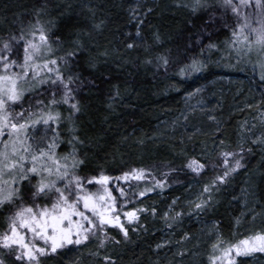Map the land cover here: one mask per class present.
I'll return each mask as SVG.
<instances>
[{"label": "trees", "instance_id": "1", "mask_svg": "<svg viewBox=\"0 0 264 264\" xmlns=\"http://www.w3.org/2000/svg\"><path fill=\"white\" fill-rule=\"evenodd\" d=\"M182 1L60 0L56 3V0H0V37L19 34L23 26L36 19L38 10H42L41 18L55 28L53 38L59 37L62 47L71 50L75 48L76 41L82 44L77 55L78 68L74 64V68L81 71V80L76 86L83 89L79 99L82 112L71 120L64 117L66 113L60 112L67 124L62 125L61 118L59 125L52 121L45 131H42L45 127L43 122L38 123L37 130L31 132L33 135H27L31 143L40 140L39 147L43 149L59 130L56 144L57 139L61 145L70 141L66 153L72 150L73 143L77 146L82 141L86 147L78 145L77 155L83 158V167L89 170L100 166L113 177H119L131 165L174 161L176 165H181L191 157L205 162L209 157V148L219 139L228 142L230 149H235L232 139L237 113H228L225 109L217 112L218 125L212 133L204 131L205 124L200 120L201 132L200 129L191 131L187 125V130L170 134L163 144L153 145L147 141V137L155 133L161 123L173 122V118L179 116L187 92L211 83L215 73L233 75L231 81L251 86L256 90L258 106L264 104V72L258 78L255 76L258 71L252 62L233 69L227 58H221L222 50L226 51L225 44H231V37L221 29L224 25L221 20L225 18L213 9L193 11L182 8L178 5ZM52 8L55 11L49 15L47 12ZM97 23L101 25L99 28L95 26ZM156 34L159 35L158 40L154 38ZM223 41L226 43L223 44ZM129 44L134 46L129 47ZM164 50L171 51L166 55ZM152 54L179 60L182 67L186 62L191 63L192 60L187 57L193 55L203 63V67L197 75L186 80L169 72V68L174 67L175 71L181 68L175 67V61L167 67L159 61L160 68L155 71L150 69L145 61ZM189 119L198 124L199 120ZM212 125L208 123V126ZM73 137H79V140L71 142ZM170 148L173 150L169 151ZM164 152L165 156L162 155ZM249 153L254 155L251 165L258 163L262 171L263 163H259L256 153ZM238 176L228 183L229 189L216 194L219 200L209 212V222L204 224L206 229L215 219L219 230L226 234L232 216L237 212L240 215L237 202L229 201L237 196ZM262 186L263 182L259 181V197L264 194ZM116 193L113 189V194ZM2 209L3 206H0V228L4 225ZM109 232L116 236L114 232ZM115 238L121 241L110 248L115 257L113 264H147L151 260L152 237L141 235L132 238L130 243ZM89 248L95 251L93 242L85 247H70L54 256L43 257L40 264H104L99 258L92 257L93 251ZM6 264L21 262L8 259ZM256 264H261V260Z\"/></svg>", "mask_w": 264, "mask_h": 264}, {"label": "snow or ice", "instance_id": "2", "mask_svg": "<svg viewBox=\"0 0 264 264\" xmlns=\"http://www.w3.org/2000/svg\"><path fill=\"white\" fill-rule=\"evenodd\" d=\"M249 3L250 0H239L238 3L236 0H219V7L225 15L231 9L232 15L236 17L231 46L240 51L247 49L249 54L253 49L258 54H264V0H256L257 10L254 13L242 10L247 9ZM188 6L196 11L201 7H208L209 4L208 0H192ZM41 12L42 10H38L36 19L23 26L19 34L0 37V136H8L0 146V206H15L14 211L7 217V227L0 231V248L14 251L21 264H40L42 256L56 253L65 245H81L93 237L99 238L100 248L105 247L109 240L119 243L106 230L108 225L118 226L127 239L129 229L125 222L131 225L139 220L141 212H148L149 209L142 205L129 207L131 202L139 203L137 193L131 186L127 191L124 187L116 186L118 196L123 198L122 203L118 201L110 182L123 180L135 182L138 186L139 182L147 184L151 179L153 187H144L138 192L139 197H144L154 187H166L168 173L175 171L169 168L163 174L165 179H157L151 169L144 167L124 171L119 177L107 175L101 170L98 175L86 178L77 172L83 161L77 155L74 143L69 153L62 156L56 153L58 133L54 134L43 149L39 147L42 142L40 140L35 144L28 142L27 131L30 125L43 122L50 127L52 121L59 124L61 113L54 110L58 103H68L73 112L80 111L79 101L75 100L76 89L73 87L79 77L75 73L65 75V68L79 54L82 44L76 41L75 48L63 55H56L59 49L54 45L60 42V38L52 40L51 29L41 19ZM95 26L99 28L101 25L97 23ZM139 34L138 29L137 35ZM154 38L158 40L159 35L156 34ZM157 60L165 67L169 64L166 56L159 55ZM201 67L203 63L193 58L190 64L181 69V73L199 71ZM43 84H49L54 89L46 111L41 108L37 112H29L25 117L23 110H11L17 102H22L26 93ZM58 87L62 88L59 100L56 98ZM37 103L44 104L43 101ZM78 140L79 137H73L71 142ZM256 142L264 143V137H257ZM242 144L243 142L240 147L230 150L224 141L220 142L217 160H222V165L213 161L212 166L222 167L224 171L203 185L198 199L188 202L189 212L199 215L210 207L214 193L219 191L237 169L243 167L245 149ZM213 147L217 145L214 144ZM247 151L250 152L251 149ZM185 167L196 174H202L208 165L192 157ZM86 179L89 185L96 183L100 188L95 193L88 191L85 188ZM129 195L132 197L131 201ZM39 200H50L51 203H38ZM175 202L174 200L173 205ZM81 203L84 210L80 208ZM173 205H169L170 211L173 210ZM124 208L128 210L122 211ZM157 211L156 208L151 209L153 215ZM182 215V212H175L173 216H169V212L164 213L166 219L172 220ZM187 235L186 233L185 236ZM211 248L210 264H236V258L240 255L264 252V229L235 242L225 241L218 235ZM104 260L110 262L112 258L104 256ZM0 264H6V261L0 258Z\"/></svg>", "mask_w": 264, "mask_h": 264}, {"label": "rangeland", "instance_id": "3", "mask_svg": "<svg viewBox=\"0 0 264 264\" xmlns=\"http://www.w3.org/2000/svg\"><path fill=\"white\" fill-rule=\"evenodd\" d=\"M60 0H56V3L59 2ZM236 2L238 3L239 0H236ZM192 0H184L182 2H179V6H183L182 8H186L189 9L191 7H189L188 5H191ZM208 7H201L198 10H202V9H206V10H216L218 11L221 15L222 18L224 17V20H221V22H223V28H221L223 30V32H227L228 35L231 37L230 40H232V33H233V29L236 26V17L232 15L231 13V9L228 10L227 14L225 15L223 12V9H221L219 7V0H208ZM212 5L214 6V8L212 7ZM218 8H217V7ZM222 10V11H221ZM242 10H246L249 13H254L257 9H256V0H250V3L248 5L247 9H242ZM55 11L54 8L50 9L47 13H49V15L53 14V12ZM42 19V18H41ZM43 21L47 22L46 26L48 28L51 29V38H53V34L55 33V28L49 24L48 20L46 19H42ZM49 20L51 21L50 17ZM52 22V21H51ZM254 38V37H253ZM56 38H53V41H55ZM61 42V41H60ZM55 44L54 47L58 48L59 50L55 53L56 55H63L65 52L69 51L67 48L62 47L61 43ZM226 43L223 41V44ZM228 46V47H227ZM227 47V48H226ZM224 50H222L221 52V58L226 59L227 58V62H229V65H231V68L233 69H238L239 65H244V63H248L251 64V62L253 63V66L255 65L256 70L258 72H255V76H257L258 78L261 76L260 73L264 72V67H262V63H264V54H258L257 51L255 49L252 50L251 54L248 53L247 49H244L243 51L238 50V48H233L231 46V44H225L224 46ZM171 50H169L170 52ZM164 52L167 54H169V52L167 50H164ZM157 56L158 55H154L152 54V56L150 55L149 57L146 58V63L145 65L149 66L150 69H152L153 71H155L156 69H158V67L160 68V62L159 60H157ZM20 57L22 59L23 57V45H20ZM168 57V56H166ZM169 58V63L172 64L171 61H175L174 58L172 57H168ZM193 57L189 56L187 57L188 60H192ZM78 57L76 56L75 58H73L71 60V62L69 63V65L65 68V75H69L72 73H75L79 79L76 80V82L73 84V87L76 89V96H75V100L79 101V105H80V93L83 91V89L77 87L79 85V81L81 80V71L78 70ZM179 60L175 61L176 65L175 67H181L179 69H177L176 71L173 68H169V72L175 74V76L179 77V78H183L186 80H189L191 78H193L195 75L198 74V72L200 71H192L189 70L187 72V74H182L181 73V69L183 68L182 64H180V62L178 63ZM178 63V64H177ZM188 62H186L187 64ZM74 64H77V68H74ZM162 64V63H161ZM185 64V65H186ZM164 65V64H162ZM174 65V64H173ZM188 65V64H187ZM74 70V71H73ZM261 78V77H260ZM233 79V75H222V74H217L215 73V75L212 78L211 83L208 82L207 84H202L196 88H194L191 91L187 92V96L183 97V101L181 104V108H180V113L179 116L173 118L174 121L170 122V123H161V125H157V130L155 133H153L151 136L147 137V141L148 142H152L153 145L154 144H163L165 143V141L167 140L166 138L168 136H170V134L177 132V131H182L187 130L186 127H190L191 131L192 130H199L201 124H200V120L204 122L205 130H208L212 133L214 129V127L217 124V121L219 119V117L217 116V112L222 111L223 109H225L228 113H231L232 111H236L235 113H237L236 117L234 118V133L233 134V139H232V145L237 148L241 146V142H243L242 146L245 149L244 152V159L242 160V165L243 167L240 169H237L236 172H234L230 178L220 187L219 191H216L214 194V199L211 203L212 206H210L213 209V205L214 203H216L219 199H216V194L220 193V192H225L226 189H229L228 183L232 180V178L235 176H238V193L237 196L231 197V199H229V201L231 202H237L238 208H240V215L237 212V214L235 216H232L231 218V223H230V229L228 230V232L225 234L222 231L219 230L218 226V222H215V219L212 220V223H209L210 227L208 226V230L211 234L212 232V237L209 238L210 243L208 244V247L206 249H204L203 252L207 253V256H209L212 252V248L211 245L213 244L214 241H216L217 236H221L225 241H231V242H235L239 239H242L244 236L249 235L250 233H253L255 231H259L264 229V194L262 195V197L258 196L257 193V187H258V182L261 181L263 182V191H264V143H259L256 142V138L257 137H264V104H262V106H258L257 102V98L256 95V90L254 88H252L251 86H246L244 83H240V82H233L231 81ZM76 83L77 86H76ZM53 88L49 85V84H43L40 85L39 87H37L34 91L26 93L25 96L23 97L22 102H17L16 106L11 109L14 112H20V111H24V116L27 117L29 112H37L38 109L43 108L45 111L47 110L46 105L48 104V101H50L52 99V92H53ZM57 91V100L60 99V95L62 94V88L58 87L56 89ZM38 101H43L44 104L41 105L39 103H37ZM81 107V105H80ZM55 111H59L61 113H66V115L64 116L65 118L67 117L68 120H71L72 118H75L79 112H73V110L71 109L70 105L68 103H58L54 109ZM70 113H72V115L70 116ZM38 114V113H37ZM62 116V125L63 124H67L66 121H63V115ZM188 118H195V120H199L197 121L198 124H195L194 120H190L188 121ZM33 119H35V117H33ZM55 122V121H54ZM208 123H212V126H208ZM37 125L32 126L30 125L27 131V135L28 133L32 134V131H36L37 130ZM59 125V124H57ZM188 125V126H187ZM45 127H42V131H45L48 128V125H44ZM209 128V129H208ZM203 130H199V132H201ZM61 132V131H56ZM62 132H64V130H62ZM70 132V131H68ZM209 132V133H210ZM33 135V134H32ZM8 136L7 134L0 136V146H2V143L4 140H7ZM166 139V140H165ZM58 143L56 144V148L55 151L58 155H64L66 154V150L69 149V142L63 143V145H61V141H59L57 139ZM222 140L219 139V141H217L215 143V145H217V147H213V145L209 148L210 151L208 152L209 157L207 158L209 160V162L211 164L208 165L207 168H209V171H203L202 174H196L194 173L191 169H188L185 167L187 161L189 159H187L185 161V163H181V165H176L177 162H170V163H148V164H142L141 166H134L131 165V167H127L126 169H124L122 171V173L124 171L130 170L132 168H140V167H144V168H148L152 170V173H157L154 174L156 176L157 179H161V173L164 172V170H166V167H169L171 169H174L175 171L168 173V175H173V173H177L179 172V167H182L183 170H185L184 168H186V172H190L192 175H194V178L198 181V183H200V185L203 183H207L208 179H211L213 177H215L218 174H222L224 169L222 167H216L214 168L213 165V161H215L217 164H221L222 165V160H217V156H218V152H219V145L220 142ZM30 139H29V141ZM150 142V143H151ZM226 142V141H225ZM79 146L82 145L84 147H86L85 145H83V143H79ZM78 145L75 146V148L78 150ZM225 145L228 147V142L225 143ZM230 145V144H229ZM229 148V147H228ZM251 149L250 152H255L256 156L258 157L259 163H263V167H262V171L260 169V165L257 163V165H251L252 161L254 159V155L250 154L249 151H247L248 149ZM71 149V147H70ZM230 149V148H229ZM173 150L172 148L169 149V151ZM232 150V149H230ZM168 151V152H169ZM70 152V150L68 151ZM79 155V154H78ZM165 156V152L164 154H162ZM80 158V155H79ZM192 158V157H191ZM81 160L83 159L82 157L80 158ZM185 164V165H184ZM83 163L80 165L79 169L77 170L78 174L81 176H84L86 178H90L92 175H98L101 170H103L105 172V174L110 175L109 173H107L105 171L104 168H101L100 166H97L94 169H85L83 167ZM168 170V169H167ZM121 173V174H122ZM112 176V175H111ZM173 176H178V174H174ZM180 178V177H179ZM182 178H184V176H182ZM165 179V178H162ZM120 181V182H119ZM179 181V180H178ZM177 179H167V186L170 185H175L178 183ZM120 183L122 184V186H120ZM151 183V184H150ZM133 184L135 185V192L138 194V192L140 190H142L144 187H153V182L151 179L148 180V183L145 184L144 182H139V185L137 186L135 182H125L123 180H113L112 181V188L115 189L118 193V189H117V185H119V187H124L125 190L127 191V189L129 188V186ZM202 184V185H203ZM165 187V188H166ZM85 188L88 189V191L91 192H96L100 186L96 183H92L91 185H89L87 183V179L85 180ZM191 188V187H190ZM154 189V188H153ZM190 192H192L191 189H189ZM201 190H199L200 192ZM195 193H197L195 196L199 197V192L193 191ZM187 193V194H188ZM186 196V195H185ZM187 197V196H186ZM74 198V197H73ZM123 199H118V201H120L122 203ZM28 202H31L30 200ZM38 203H48L50 204L51 201L50 200H39L37 201ZM189 200H187V202H185V204H189L188 203ZM222 202V199H221ZM130 206V205H129ZM2 208V206H1ZM15 206L14 205H10V204H5L3 205V209H2V217H4V225H2V227L0 228V231H3L6 227H7V217L14 211ZM80 208L81 210L83 209V204H80ZM128 210V208H124L122 209V211H126ZM183 215L181 216L182 219H185L188 215L193 214L192 212H182ZM195 215V214H194ZM192 215V216H194ZM237 221H239V223H237ZM206 225V224H205ZM108 227V226H107ZM213 227V229H212ZM115 229H113L112 231H114ZM117 230H119V233L121 236L124 235L122 233V231L117 228ZM206 232V228L204 229ZM31 234H29L30 236ZM208 236L204 235V239L203 240H207ZM118 238L121 239L118 235ZM122 238V239H123ZM125 239V238H124ZM200 241V240H199ZM39 243L43 244L42 241H38ZM89 242H93V244L95 245V247H99V238L93 237L90 238L89 241L83 242L81 245H75V244H71V245H65L64 248L58 249L57 252L68 249L70 247L73 248H79L86 246ZM111 240L106 242V246L103 247L104 251L102 250V253L106 256H112V250L108 247L110 245ZM116 244V243H113ZM108 247L109 251L106 250V248ZM91 248H89L88 250H90ZM93 251V249H91ZM56 253H49L43 257H49L51 255H56ZM199 252H202L201 248L199 249ZM200 253L197 255L196 252H194V254L196 255V257L198 256H205L204 254ZM253 254H255L256 256H261L262 260H261V264H264V252H260V251H256ZM90 255V254H88ZM241 256V255H240ZM104 256L101 255V259ZM254 256H252L251 254L247 256V262L249 263L248 260H250L251 258H253ZM0 258H3L5 261L8 259H13V261H17L20 262L16 259V255L15 252L12 251L10 252L8 249H4V248H0ZM240 260V259H239ZM104 264H110V262H106L105 260H103ZM26 264V262H25ZM169 264H171L169 262ZM174 264V263H172ZM236 264H238L237 260H236ZM250 264H256L254 262V258L252 259V263Z\"/></svg>", "mask_w": 264, "mask_h": 264}, {"label": "flooded vegetation", "instance_id": "4", "mask_svg": "<svg viewBox=\"0 0 264 264\" xmlns=\"http://www.w3.org/2000/svg\"><path fill=\"white\" fill-rule=\"evenodd\" d=\"M201 162L206 163L207 165L211 164L208 159L205 162ZM165 169L166 170L160 174L161 179L165 178L163 174L168 171L167 169H169V167H166ZM208 169L209 168H207L206 171H209ZM174 174H178V176H173ZM173 175H168L167 179H177V181L179 180L177 184H169L168 187H164L163 189L154 187L153 191L147 193L144 197H139L137 194L139 203H130L129 207H139L142 205L148 208L149 211L141 212L139 220L132 223L131 225L125 222V226L129 229L127 239H124L123 236L120 235L119 230H117V228H119L118 226L108 225L106 230L109 232L115 229L112 232H114L116 236L113 237L118 238L119 235L121 239H124L123 243H130L132 238H138L141 235L152 237L153 240L151 241L150 250L151 260H149L147 264H169V262L171 264H210L209 256H207V253L203 251L208 247V244L210 243L209 238L212 237V232L210 234L208 229H206V232H204V224L209 222L207 217H209V212L212 210V208L208 207L207 209L201 211L199 215H197L195 212H192L193 214L188 215L185 219L179 217L175 220H172L166 219L164 217L165 212H169V216H173L175 212H189L190 205L185 204V202H187V200L193 201L194 199H198L199 197L195 196L197 193L193 191H202L203 185L206 184V182L204 184L202 183L203 185H200V183H198V181L194 178V175H192L190 172L184 171L182 167H179V172L173 173ZM182 176H184V178H182ZM209 181L210 179L207 180V183ZM130 186L133 188V190H135V185L131 184ZM189 189H191L192 192L188 193L190 191ZM176 192L179 194L177 195ZM114 195L118 196V193ZM120 198L123 199L122 197L118 196V199ZM129 200H132L131 195H129ZM174 200L176 202L173 205ZM169 205H173L172 211L169 210ZM152 208H156L158 210L155 215H153L151 212ZM193 231H195V233H192ZM186 233L188 234L187 237L185 236ZM204 235L208 236L207 240H203ZM229 242L231 241L229 240ZM118 244H120V242L116 243V245ZM112 245L115 244H113L111 241L108 247L111 248ZM108 247L106 248L107 251H109ZM200 248L205 256L196 257L194 252H196L197 255L202 253L199 252ZM102 250L104 251L103 248L95 247V251L92 252V257L99 258L103 261L104 257L101 259V255H106L102 253ZM250 254L254 256L253 258L255 263L262 260L261 256H256L253 253ZM250 254L238 256L236 258L238 264L252 263L253 258L248 260L249 263L247 262V256ZM110 257L112 258L110 264H113L115 257Z\"/></svg>", "mask_w": 264, "mask_h": 264}]
</instances>
